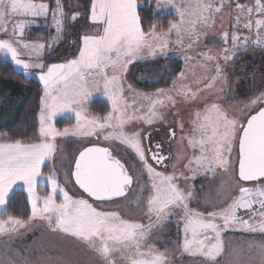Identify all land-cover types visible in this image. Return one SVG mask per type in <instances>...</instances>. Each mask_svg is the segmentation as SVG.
Instances as JSON below:
<instances>
[{
	"label": "snow or ice",
	"instance_id": "6c2138e0",
	"mask_svg": "<svg viewBox=\"0 0 264 264\" xmlns=\"http://www.w3.org/2000/svg\"><path fill=\"white\" fill-rule=\"evenodd\" d=\"M225 3L227 0H219V3L216 0H179V3L177 0H156L157 11L172 10L177 17L176 22H170L167 33L158 34L155 24L151 31L143 30L138 0H90L87 19L91 31L78 37V55L64 63L45 65L41 60L43 50H51L52 45L24 42L25 30L32 23L47 19L51 11L55 39L59 41L65 31V22L75 23L80 13L66 14L63 0H56L54 10H50L47 3L36 0H0V31H7L9 18H19L13 26V34L17 37L16 45L27 53L29 60H22L18 47L9 40H0V56L10 58L12 67L22 70L24 77L33 75L32 70L38 69V79L43 86L38 114V142L24 143L20 139L11 141L7 138H4L5 142H0V217H7L6 220L0 219V235L41 220L51 231L66 234L83 243L100 258L102 264H168L165 253L152 246L144 249L142 243L169 215L170 209H180L183 219L182 254L200 258L205 264H216L224 251L226 232L264 234V187H240L239 196L233 198L227 207L208 211L205 216L203 212L189 208L188 201L195 198V193L189 191L185 194L174 183L179 176L165 175L148 163L141 133L126 132V127L134 120L143 121L146 125L163 120L158 108H164L168 103L175 104L172 92L187 103L194 101L202 90L199 88L200 78L193 81L197 85L195 91L185 84L186 75L182 71L169 89H157L153 95L133 93L147 101L148 107L143 114H138V109L130 114L132 106L124 101L122 83L128 66L139 60H155L161 55L167 59L171 51L168 41L171 34L176 35L180 50L191 48L201 34L199 27H211L214 14L221 12ZM235 8L240 15L247 14L244 28L251 31L255 27V40L248 37L241 40L234 33L231 51L226 47L220 57L201 53L204 60L229 61L249 47L264 50V18L255 19L254 24L251 19L253 13L264 17V0H254V4L248 7L236 3ZM223 36L227 44L228 33ZM185 37L190 41L186 46L183 44ZM184 59L190 61L192 58L185 56ZM200 66L206 68L203 63ZM215 71L216 75L211 76L205 88H211L220 77L222 69L219 64ZM204 78L207 79V75ZM94 93H101L110 105V110L103 116L87 114V106L91 104ZM259 100H264V94L252 100L249 107H254ZM193 115L190 121L192 135L181 139L187 140L188 146L198 150L199 154L185 165L192 175H185L184 179L195 178L197 173L205 177L214 176L216 169L228 172L230 167L235 166L232 154L234 149H238L239 181L264 180V107L250 115L246 123L230 118L214 103L205 104ZM57 117L74 119L75 124L59 130L54 124ZM106 129L111 131L105 132ZM97 132L103 133L105 141H116L130 150L142 165V173L147 174L151 188V195L146 200V214L150 218L147 226L122 219L116 212L98 210L87 199H74L58 183L55 170L44 176L42 166L54 160L58 137H90ZM169 136L175 137L171 129ZM143 139L149 137L144 136ZM155 149H149L151 157L157 164H162L168 157L160 153L159 143ZM60 163L63 167L65 162L61 159ZM70 175L83 193L101 203H115L117 198L129 199L127 194L133 185L128 169L109 147H84L75 157ZM136 183L139 190L132 191L135 207L139 208L143 202L140 177H137ZM17 185H22L27 193V203L31 207L28 221L8 213V204ZM41 185L48 189L47 194L38 192ZM224 187L222 180L218 197L223 195ZM204 202L206 207H215L209 197H205ZM131 206L132 201L125 205L126 208ZM241 210L249 213L247 219L240 215ZM152 217H155L156 223L151 222ZM0 247L3 249L0 255L8 257L6 262L0 259V264H21L20 260L10 257L13 251L10 242H4ZM247 252L250 260L258 259L259 264H264V240L254 245L249 243ZM116 253L120 254L119 261L113 258ZM252 253L256 255L252 256Z\"/></svg>",
	"mask_w": 264,
	"mask_h": 264
},
{
	"label": "rangeland",
	"instance_id": "374dc122",
	"mask_svg": "<svg viewBox=\"0 0 264 264\" xmlns=\"http://www.w3.org/2000/svg\"><path fill=\"white\" fill-rule=\"evenodd\" d=\"M142 1V2H141ZM36 2H44L49 5L50 10H54L56 7V0H36ZM139 4L147 2L150 4L151 0H138ZM219 3V0H216ZM152 3L156 9V0H152ZM179 3V0H177ZM236 3H240L246 7L252 6L254 0H227L222 7L221 12L215 13L213 20L211 22V27H199L200 36L191 48H186V50H180V46L176 44L177 37L175 34L168 36L169 41V52L168 58L165 59L164 56H158V59L152 60H139L128 66V71L123 78V98L124 101L131 105L129 109L130 114L133 113L134 109H138V114H143L145 109L148 107V102L142 100L138 96H134L133 93H140L142 95H153L157 89H169L172 86V81L176 80L179 74L183 71L185 72L186 79L185 84L191 86L192 90L195 91L197 85L193 81L200 78L199 88L202 89L198 92L197 97L194 101L184 102L181 96H177L175 92L171 95L175 98V104L168 103L164 108H158V111L162 114L163 120L157 121L152 125H146L143 121H132L127 127L126 132L132 134L134 132H140L142 137V146L145 149L144 136L149 137L150 143L162 141L169 136V129L175 132V137H173L172 142L168 145H164V149L169 155L168 166L165 168L156 167L153 163L149 161L146 155L148 163L155 168L156 171L162 172L165 175H176L180 178L175 180L174 183L187 194L189 191L195 193V198L188 201L189 208L201 211L207 215L208 211H218L223 207H227L234 197L239 196L240 187H259L264 185V180L253 184H242L238 181L236 177L237 168V153L238 150L234 149L232 154V159L235 162L234 167H230L228 172L216 169V174L204 176L197 173L195 178L184 179L183 176H191L192 173L186 169L185 165L188 164L189 160L194 156L198 155V150L191 149L187 140H182L184 136L192 135V128L190 121L194 118V112L197 110H202L205 104H217L220 108L227 113L230 118H235L241 123H246L247 118L259 110L260 107H264V100H259L254 107H249L251 101L256 99V97L264 94V50L256 47H249L246 52H240L235 55L232 60L225 61L223 59L207 61L204 60L200 55L201 53H207L213 57H220L223 55V50L227 47L229 51L232 49V35L235 33L237 36L243 40L244 37H248L250 40H255L256 29L253 27L251 31L244 28V23L247 19V14L240 15L238 10L235 8ZM63 7L65 13L69 16L76 12L80 15L75 23L69 21L65 22V31L61 40L57 41L55 39L56 33L53 28V21L51 16V11L47 19H40L32 23L24 32L22 37L24 42L27 43H43L45 45H52L51 50L45 48L41 57L42 62L45 65L52 63H64L68 59L74 58L78 55V37L85 32H90L91 27L88 24V15L90 10V0H63ZM157 10V9H156ZM161 15L172 14L175 18L172 22H176L177 17L172 10L158 11ZM239 16V22H237V17ZM264 18L260 17L258 14H252V21L254 24L255 19ZM17 17H11L7 20V31H0V40H9L14 46L18 47L21 53L20 58L24 61H28L29 57L27 53L16 45L17 37L13 34V26L18 22ZM47 29L45 35H40L39 38H30V34L36 32L38 29ZM169 25L167 28L160 30L156 29V32L167 33ZM228 33L227 44L224 42L223 34ZM37 37V36H36ZM190 41L185 37L183 44L186 46ZM67 45L72 46V50L64 51L59 55H55L58 47ZM146 55V54H145ZM185 56H190L192 59L190 61L185 60ZM0 60L8 61L10 64V58L0 56ZM201 63L206 65L201 67ZM139 64L141 65L139 67ZM219 64L222 73L220 77L217 78L215 83L211 88H205L204 86L210 82L211 76L216 75V65ZM188 65H192L191 68ZM139 67L140 73H146V81L144 85H153L157 81H161L160 85L156 88H151L149 90L144 89L136 85L132 79L131 75L133 71ZM16 71L22 73V70L15 69ZM46 70V69H45ZM33 75L27 78H32L36 80L40 85L38 79V69L32 70ZM23 74V73H22ZM207 75V79L204 77ZM151 76V77H150ZM155 82V83H154ZM43 88V86L41 85ZM131 88V92L129 91ZM43 94V93H42ZM88 115H99L103 116L110 110V105L103 97L101 93H94L92 102L88 106ZM70 121L65 117H57L54 121L55 126L59 130H63L65 127H71L75 124V120L71 119L72 125L66 126L65 123ZM111 131L106 129L105 132ZM39 136L33 142H38ZM32 142V143H33ZM57 151L55 153L54 160L47 162L46 165L42 166V172L46 177L50 171L55 170L57 173L58 183L61 187L68 192L70 196L75 198L87 199L82 193L78 194V190L75 187L72 177L70 175L71 168L74 165V159L78 155L79 151H82L84 147L89 146H99V147H109L112 150L113 155L121 159L125 167L128 169L130 175L133 177V186L128 193L129 199H120L117 202H93L87 199L94 207L102 211H112L118 213V215L125 220L135 221L133 219H143V222H149L150 218L147 216V204L146 200L149 195H151L150 181L148 180L147 174L142 173V165L138 159L131 153L130 150L124 148L116 141H105L103 139V133L97 132L94 136L83 137V136H68V137H58L56 140ZM61 159L64 160V165L61 167ZM192 167H195L193 165ZM67 173V175H66ZM137 177H140V184L143 185V202L139 208L135 207L133 191L139 190V185L136 183ZM234 177V178H233ZM222 180L225 182V187L223 190V195L218 197V190ZM15 191H22L27 199V193L23 190L22 185H17ZM48 189L41 185L38 188V192L42 194H47ZM73 193V194H72ZM80 193V192H79ZM209 197L212 204L215 207L209 205L205 206L204 198ZM132 201V206L126 208L125 205ZM60 202V198H57V203ZM29 216L31 214V207L28 204ZM173 210H169V215L165 218L170 219L172 226L176 228L177 232V244L172 241L171 246L172 253H181L180 250V237L179 231L183 226L182 217H170L173 215H178L173 213ZM28 216V217H29ZM28 217L23 215L19 218L24 221H28ZM7 218H4L6 220ZM152 223H156L155 217L151 218ZM158 225V224H157ZM156 225V226H157ZM149 239V236L146 240ZM143 241L142 247L147 249L150 246L148 242ZM173 240V239H172ZM149 241V240H148ZM4 242H10L13 251L10 254L12 259L20 260L21 264H57L59 262H66V264H87L93 260L84 261L73 259L70 261H60L56 260L55 255L59 251L61 254L68 253H80V252H93L87 248L83 243L77 241L75 238L67 236L59 232L51 231L47 223L41 220H34L30 223H26L25 227L18 228L16 231L11 233H6L0 235V245ZM227 239L224 238V246ZM3 249L0 247V253ZM60 254V253H59ZM119 254V253H117ZM232 254V253H231ZM120 255V254H119ZM184 255V254H183ZM0 259L7 261L8 257H3L0 255ZM232 259V258H231ZM222 263L226 264L228 259H221ZM175 261L168 264H175ZM65 264V263H64Z\"/></svg>",
	"mask_w": 264,
	"mask_h": 264
},
{
	"label": "trees",
	"instance_id": "16d2710c",
	"mask_svg": "<svg viewBox=\"0 0 264 264\" xmlns=\"http://www.w3.org/2000/svg\"><path fill=\"white\" fill-rule=\"evenodd\" d=\"M140 6L139 14L145 32L151 31L153 24L156 25V29L163 30L175 18L172 14L161 15L155 9L152 0L150 4L144 2ZM47 32V29L40 28L29 36L31 39L39 38L40 35L44 36ZM139 67L131 75V79L136 85L149 90L161 84V81H157L153 85H144L143 81H146L147 78L145 77L146 73L138 74V71H141ZM42 93V87L36 80L24 77L8 61L0 60V142H5L4 138L11 141L20 139L24 143H32L37 139ZM8 213L16 218H20L22 215L29 216L24 192L15 191L13 193L11 202L8 204ZM4 218L7 217H0V219Z\"/></svg>",
	"mask_w": 264,
	"mask_h": 264
},
{
	"label": "crops",
	"instance_id": "0c3cea01",
	"mask_svg": "<svg viewBox=\"0 0 264 264\" xmlns=\"http://www.w3.org/2000/svg\"><path fill=\"white\" fill-rule=\"evenodd\" d=\"M79 1V0H77ZM75 2V0H74ZM73 45H70L69 47L67 45H63L58 47V49L55 52V55H59L64 51H69L72 50ZM145 54L147 55V51L145 50ZM147 109V108H146ZM145 109V112H146ZM72 121H68L65 123L66 126L72 125ZM234 178V177H233ZM259 187H264V185H261ZM255 188V187H253ZM78 190V189H77ZM79 191V190H78ZM80 192V191H79ZM78 194H81V192ZM73 194V193H72ZM235 198V197H234ZM201 212V211H200ZM173 213H177L178 215H173L170 216L172 217H182V211L180 209H175L173 210ZM135 220L134 222H139L147 226L149 222H143V219H133ZM171 223V220L164 219L162 223H159L153 230L152 234L149 235V239L146 240L150 246H152L155 250L165 253L168 256L169 263L175 261V264H205L204 261H202L200 258H193L190 257L186 254H181V253H172V247L171 243L172 241L177 244V230ZM183 227V226H182ZM182 227L180 229H182ZM179 237L182 240L183 238V233L180 230L179 231ZM224 238L227 239V242L224 246V251L221 254V256L218 258L216 264L222 263L221 259H228L226 264H259L258 259L257 260H250L249 259V254L247 252L248 244L252 243L253 245L257 242H260L261 240H264V234H249V233H243L239 231H228L224 234ZM173 239V240H172ZM149 240V241H148ZM145 242V241H144ZM181 242V241H180ZM180 244V243H179ZM60 253V254H59ZM169 253H171L169 255ZM232 253V254H231ZM252 256H255V253L251 254ZM77 260H84V261H91L93 260V264H102V261L100 258L94 253V252H80V253H68V254H61L59 251L56 253L55 258L56 260L60 261H70L73 259ZM113 258L117 261L120 260V255L119 254H114ZM232 258V259H231ZM66 264V262H59L57 264ZM87 264H91V262H87ZM225 264V263H224Z\"/></svg>",
	"mask_w": 264,
	"mask_h": 264
},
{
	"label": "flooded vegetation",
	"instance_id": "af4514ba",
	"mask_svg": "<svg viewBox=\"0 0 264 264\" xmlns=\"http://www.w3.org/2000/svg\"><path fill=\"white\" fill-rule=\"evenodd\" d=\"M147 136V135H146ZM172 138L168 137V139L166 138L165 140H160L157 142H152L150 143L149 139H144V143H145V153L147 155V158L149 159V161L151 163H153L156 167L159 168H165L168 166V162H169V155L167 154V152L164 149V145L168 146L171 142H172ZM159 143L161 145V149H160V153L166 157H168V159H166L162 164H157L156 161H154L151 157V152L149 151V149H151V151H155V145Z\"/></svg>",
	"mask_w": 264,
	"mask_h": 264
},
{
	"label": "water",
	"instance_id": "95a60500",
	"mask_svg": "<svg viewBox=\"0 0 264 264\" xmlns=\"http://www.w3.org/2000/svg\"><path fill=\"white\" fill-rule=\"evenodd\" d=\"M255 114V113H254ZM99 147V146H98ZM238 150V149H237ZM236 177H237V179H238V181H239V178H238V161H237V168H236ZM72 181H73V183H74V185H75V187L87 198V199H89V200H91V201H93V202H97V201H94L91 197H88L87 196V194L86 193H83V191L81 190V189H79V187L75 184V181H74V179L72 178ZM260 181H262V180H260ZM240 183H242V184H245V185H247V184H253V183H257V182H259V181H253V182H241V181H239ZM133 186V185H132ZM130 191V190H129ZM129 193V192H128ZM128 195V194H127ZM120 199H123V198H117V200H120ZM105 203H107V202H105Z\"/></svg>",
	"mask_w": 264,
	"mask_h": 264
},
{
	"label": "built area",
	"instance_id": "2783aa9c",
	"mask_svg": "<svg viewBox=\"0 0 264 264\" xmlns=\"http://www.w3.org/2000/svg\"><path fill=\"white\" fill-rule=\"evenodd\" d=\"M240 215H241L244 219H247V218L249 217V213H247V212H245V211H243V210H241Z\"/></svg>",
	"mask_w": 264,
	"mask_h": 264
}]
</instances>
